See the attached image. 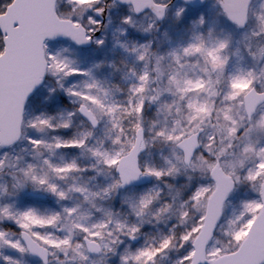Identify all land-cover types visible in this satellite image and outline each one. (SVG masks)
<instances>
[{
  "label": "rangeland",
  "instance_id": "374dc122",
  "mask_svg": "<svg viewBox=\"0 0 264 264\" xmlns=\"http://www.w3.org/2000/svg\"><path fill=\"white\" fill-rule=\"evenodd\" d=\"M105 1L98 0L96 6L101 7ZM169 1L159 0L161 3ZM180 8H183L184 12L177 17L175 13ZM57 12L63 18L81 19L82 24L91 31H95L100 23L93 8L81 9L74 0H58ZM130 14L133 15L134 22L124 23V17ZM201 15L206 20L203 25L198 22ZM89 16H93L99 23L88 24ZM261 17H264V0H254L249 25L245 30H238L228 21L218 0H209L205 6L197 9H190L185 4L176 2L162 23L150 13L136 17L130 7L111 3L109 18L102 34L96 38L102 40L103 44L98 45L95 40L92 48L83 49L77 48L70 41L46 43V53L69 61L73 67L88 74L64 76L63 73L48 70L45 84L27 106L22 140L10 149L0 147V161H3L0 165V206L11 205L14 211L32 207L41 215L61 212V219L46 229L53 237L58 238L68 236V228L77 222L91 225L107 221L109 217L106 213H111L112 221L101 237H90L101 244L100 253L90 254L84 244L85 234L73 230L72 243L83 245L80 251L84 252L87 259L81 260L78 252L71 247L65 249L49 246L50 264H60L61 261L63 264H121V256L126 251L135 253L140 248L158 247L161 239L167 235L176 236L174 246L157 253L154 264H177L187 251V245L182 247L179 240L180 234L187 228V225L180 223L179 213L185 210L198 216L197 209L190 207L192 201L189 200V195L197 186L211 183L210 174L195 165H199L200 156L215 162L218 153L221 154L219 161L224 171L235 169L240 180L236 182V190L225 206L223 219L209 248L228 249L233 245L230 236L238 229L240 222L237 218L245 211L244 202L261 198L262 180L254 184L244 179L248 170L259 164V157L255 151L245 153L244 146L251 143L257 151L264 148V132L253 131L250 136H245V128L252 125L246 121L242 95L241 98L225 100V94L229 91L231 77L247 73L253 74L256 88L264 89V23L261 22ZM197 36L204 40L208 48L214 47L219 39L229 41L223 53L227 57V64L219 76L213 68L211 58L203 54L181 53L179 63L169 55L173 50L181 52L183 47L196 42ZM141 45L148 47L145 60L137 58L138 52L143 51ZM133 48L137 51H132ZM157 58H160L159 64ZM145 72L150 78L145 84L144 92L134 93L132 87L141 83L138 76ZM170 75L175 76L181 88L187 87L188 90L179 91L177 84L170 82ZM186 81H191L193 86L188 87ZM93 82L97 87L92 88L91 93L98 96L105 105L103 112L92 108L100 123L98 129H94L79 114L81 98L66 91L71 88L74 92H88L86 84ZM197 82H200V88L194 86ZM141 95L143 111L134 113L133 106ZM153 97L155 99H152ZM189 103L206 107L207 111L197 112L195 108H189ZM112 105H116V110L108 113L107 107ZM225 113L239 124L237 134L231 138H225L223 133ZM37 117L51 118L52 124L61 126H31L30 122L35 121ZM257 119H264V105L258 111ZM65 120H70L68 128L62 126ZM114 121H118L115 127ZM136 123L141 125L144 132L145 150L140 157L142 170L145 167L157 168L164 170L165 174L159 178L148 175L147 180L138 187L122 190L120 186L104 193L102 190L119 176L115 168H109L88 149L100 148L101 151L108 152L127 149L125 141L135 139ZM174 128L176 131L172 132ZM200 128H204L201 149L190 167L183 164V153L177 147L179 142L166 140L158 135L159 132L166 131L179 135L182 140L192 134L193 130L196 132ZM88 131L92 134L87 138L85 149L71 147L50 151L43 145L34 146L29 139L38 138L54 143L55 137L69 139ZM118 136L119 142L114 143ZM213 136L214 144L211 140ZM205 145H210L213 151L210 152ZM45 159L57 165L75 160L80 171H71L62 178L53 176L43 164ZM239 159H244L243 167L239 166ZM28 164L35 166L37 175L49 176L66 191L74 186L84 187L99 195L85 200L84 193L69 191L67 199L59 200L43 188H36L31 181L22 189H16L15 183L23 178L21 169L26 168ZM171 165L176 166L174 173L167 172ZM30 191L46 194L47 198H34L29 194ZM148 193L155 195L156 199L150 210L138 217L133 211V205L142 195ZM77 205L79 207L76 213L71 216L63 214V208ZM167 206H171L169 211L160 213V209ZM157 213H160L159 218ZM117 222L138 225L140 230L135 234V239L125 234L127 228H117ZM190 223L189 220L188 224ZM248 229H242L244 235L241 241ZM0 231L6 232L8 239H21L22 230L15 221L0 219ZM3 256L18 259L20 264H43L28 253L21 256L8 246L0 245V257ZM0 264H4L2 259ZM129 264L135 262L130 260Z\"/></svg>",
  "mask_w": 264,
  "mask_h": 264
},
{
  "label": "snow or ice",
  "instance_id": "6c2138e0",
  "mask_svg": "<svg viewBox=\"0 0 264 264\" xmlns=\"http://www.w3.org/2000/svg\"><path fill=\"white\" fill-rule=\"evenodd\" d=\"M75 4L81 9L93 8L96 14H103L104 8L96 6L98 0H74ZM131 5V12L135 15H139L145 7H150L155 17L163 18L167 13V4L159 2V0H129ZM219 6L224 11L226 17L236 26L244 27L247 24V10L242 2L243 12L240 16L232 14L231 8L226 0H218ZM20 5L17 0H8V3L0 7V18L8 17L14 13ZM51 8V5H49ZM184 12L183 8L177 9L175 15L181 16ZM88 24L96 25L99 23L93 16L88 17ZM124 23L132 24L134 22L133 15H126L123 19ZM203 25L206 20L203 15L199 17L198 21ZM261 22L264 23V17H261ZM20 23H23L21 19ZM7 26L5 25V28ZM148 29H145L147 31ZM22 34V33H21ZM62 34L73 39L77 44H86L92 40V36L88 34V30L84 27L81 19H68V18H57L53 16L50 24L46 28H42L36 31L32 36V55L34 58L35 69L30 79L23 82L19 88L16 102V132L11 139H15L19 135V126L23 123V109L26 102L31 98L32 92L36 86L43 82L44 76L46 75L44 69L51 70L56 73H63L64 76H70L74 74L87 75L88 73L80 68L73 67L71 62L64 59H59L52 53H46V45L43 43L45 36H55ZM6 41V43L0 45V104L6 103L7 93V82L10 72V65L15 57V52L12 47L11 40L7 34L0 37ZM96 43L103 44L102 40H96ZM229 41L227 39H219L212 48L206 47L204 40L197 36L196 42L190 43L183 47L181 52L173 50L169 53L177 63L181 60V53L183 55H189L193 53L203 54L206 57L211 58L213 68L217 70L219 76L224 67L227 64V57L223 55L224 50L227 49ZM143 51L138 52L137 58L139 60H145V54L148 52V47L145 45L140 46ZM132 51H137L133 48ZM255 55V53H251ZM160 63V58H157V64ZM147 72L142 73L138 76V80L141 82L138 85L132 87L134 93H143L145 84L149 79ZM170 82L177 84V88L181 92H186L187 87L181 88L178 81H176L174 75H170ZM188 87H192L191 81H186ZM196 88H200V82L194 85ZM88 92L80 91L74 92L73 89H66L72 95L79 96L81 98L79 111L86 116L93 126L98 123L96 115L93 113L92 108H96L98 111H105V105L103 101L96 95L91 93V89L97 87L95 82L86 84ZM242 103L245 106L249 124L251 127L245 128V136H250L253 131L264 132V119H257V109L264 105V89L256 90L254 85V78L252 73L246 75H238L230 78L229 91L225 94V100L241 98ZM152 99H155L153 97ZM189 108H195L197 112L207 111L206 107H197L196 105L189 103ZM167 107V105H165ZM116 110V105L108 106L107 112L112 113ZM132 111L134 113H140L143 111V96L139 98L137 103L133 106ZM71 115V114H70ZM33 127H48L55 128L61 125H54L51 122V118L41 119L36 118L35 121L30 122ZM179 123V122H177ZM118 125V121H114V127ZM64 128L70 126V120H65L62 125ZM197 127L199 125L197 124ZM223 133L225 138H231L237 134L239 124L233 120L231 116L225 113V123L222 125ZM123 131V129H121ZM174 128L172 132H175ZM135 139L125 141L128 148H121L118 152L101 151L100 148H91L88 151L98 159L102 160L105 165L109 168H115L119 172V177L114 180L113 183L105 187L102 191L108 193L117 187L129 184L137 180L142 175H151L157 178L162 177L165 171L157 168L145 167L141 170L138 161V152L144 147V141L142 138V128L139 123L135 124ZM91 131L82 133L80 136H72L69 139H62L60 137L54 138V143H48L42 139L29 138L30 142L39 147L43 145L50 151H54L58 148H71L75 147L78 149L87 148V138L91 136ZM158 135L164 137L166 140L173 142H179V146L183 149V160L186 164L191 165V157L195 154L197 147V135L195 130L189 136L187 140H181L179 135H172L169 132L161 131ZM212 144L215 143L214 136L211 137ZM10 142L6 141L5 143ZM119 142V136L114 140ZM209 151L213 149L210 145H205ZM255 151L256 156L259 157V164L252 169L248 170L247 175L244 177L245 180L253 182L264 180V148H260L258 151L253 148L251 143L244 146V152ZM221 154H216V161L211 162L206 160L203 156H200L199 167L205 173L210 174L211 183L207 185L197 186L193 192L189 195V200L192 201L190 207H195L199 212L198 216H195L190 211L181 210L179 213V221L182 225H187L185 231H183L179 240L182 242L181 246L187 245V251L185 255L177 261V264H200L201 261H206L207 264H246L245 253L246 243L241 242V237L244 235L243 228H251L257 224L255 213L257 210H264V189H261L260 199L251 200L244 202V213L237 220L238 229L231 233L230 239L234 242L233 245L228 249H221L219 247L209 248L207 241L212 238L215 233L216 225L219 223L220 217L223 212V204L225 199L232 191L234 184L240 180V177L236 174L235 169L229 172H225L219 163ZM246 159V157H245ZM3 161H0V165ZM43 164L47 166L49 172L53 176L63 177L65 174L71 171H80L79 165L75 160L71 162H65L62 165L52 163L50 160L45 159ZM239 166L243 167L244 159L238 160ZM34 165L28 164L26 168H22L21 172L23 178L17 180L14 187L16 189H22L25 184L29 181L33 183L36 188H43L45 191L50 192L56 196L59 200L67 199L69 191H79L84 193L85 200L89 197L99 195V193L89 192L84 187H73L68 191L62 189L58 184L52 181L47 175H37L34 171ZM176 166L171 165L168 167V173H174ZM156 199L155 195L148 193L142 195L137 203L133 205V211L139 217L142 216L147 210H150L152 203ZM187 204V201L185 202ZM65 207L62 212L66 216H71L76 213L77 208ZM171 206L163 207L160 209V213L168 212ZM183 208V206H182ZM160 213H157L159 218ZM61 212H53L48 215H41L37 209L29 207L24 210H13L11 205L0 206V219H8L15 221V223L22 230V239H8L7 234L4 231H0V245L8 246L9 248L17 251L21 256L25 253L38 256L43 261V264H48L47 251L48 247H68L73 248L75 252H78L81 260H86L83 251L80 249L83 247L80 243H72L71 233L73 230H79L84 233V239L87 241V247L91 251H99L100 244L96 243L90 237H101L102 232L107 229L108 225L112 223L111 213H106L109 217L107 221H100L91 225H84L81 223H74L68 228L69 235L63 238L53 237L51 233L47 232L48 226H54L61 219ZM191 221L188 224V221ZM261 221H264V217H260ZM117 228H127L125 234L131 239H135V234L139 232V226L136 224L126 225L121 222H117ZM41 229H45L41 231ZM175 235L164 236L158 247H148L137 249L135 253L125 252L121 256V264H129V261H134L135 264H154V257L157 253L164 252L165 249L174 246ZM107 248V246L105 245ZM113 250L114 249H110ZM4 261V264H20L18 259H14L10 256L0 257ZM60 264H63L61 261ZM252 264V262H247ZM260 264H264V260L260 261Z\"/></svg>",
  "mask_w": 264,
  "mask_h": 264
},
{
  "label": "water",
  "instance_id": "95a60500",
  "mask_svg": "<svg viewBox=\"0 0 264 264\" xmlns=\"http://www.w3.org/2000/svg\"><path fill=\"white\" fill-rule=\"evenodd\" d=\"M116 1L120 4L130 5L129 0H116ZM175 1L177 0H171L167 4V11L169 7L175 3ZM180 1H183L184 3L196 8L205 5L208 0H180ZM226 2L230 6L232 14L236 16H240L242 14L243 12L242 2H243L247 10V24H248V16H249V10L252 0H226ZM17 3L20 5V7L14 13L10 14L8 17L0 18V28L2 29L3 35L7 34L9 36L13 50L15 52V57L10 65V72L8 76L6 103L0 104V145L5 148L15 145L22 137L23 123L19 126L18 137L15 139H11L16 132V102H17V95L19 88L23 82L31 78L35 69L34 58L32 55V36L36 31L48 27L53 16L59 18L55 11L57 0H17ZM49 5H51V8L49 7ZM146 11H151L153 13L150 7H145L144 10L139 15L145 13ZM97 15L100 17L102 22L105 23L106 20L108 19L107 8H104L103 14H97ZM166 16L167 13L162 19L161 18H157V19L159 21H164ZM21 19L23 20L22 24L20 23ZM5 25L7 26L6 28ZM246 26L239 28L243 29ZM101 31H102V26L95 33L91 34L92 40L86 44H77L73 39L62 34H57L55 36H45L43 43H45V41L48 39L49 40L71 39L72 42L75 43L77 47H91L93 44L94 37L99 36L101 34ZM4 43H6V41H4ZM44 71L45 73H47L46 67ZM45 79H46V75L44 76L43 82L40 83L38 86H36L31 96L39 87L43 85ZM28 101L24 105L23 119ZM80 114L84 118H86L91 124V121L86 116H84L81 112ZM93 127L95 128L99 127V123H97ZM202 132L203 129L199 130L196 133L198 139H197V147L195 153L200 148L199 137ZM141 135L143 138V130ZM188 138H185L184 140H187ZM6 141H10V142L5 143ZM178 147L182 149V147H180L179 144ZM143 150L144 147L140 149V151L137 154L139 165H140V155ZM194 156L195 154L191 157V162ZM186 165L189 166L188 164ZM117 173L119 175L118 171ZM143 177L144 175L140 176L137 180L129 184L123 185L122 188L125 190L128 189L129 187L140 185L141 179ZM235 187H236V183L234 184L232 191L224 201L223 212H224V206L228 201L230 195L234 191ZM262 189H264V180L262 183ZM38 196L45 197L44 195L41 194ZM223 212H222V216L220 217L219 223L222 220ZM260 217H264V210L259 211V213L256 216V219L258 221L257 224L249 229L247 236L242 241L246 243L247 246L245 253L246 264L247 262H252V264H260V261L264 260V221H261ZM219 223L216 225L215 232L218 228ZM214 235L210 240L207 241L208 246L213 240ZM100 250L101 247L99 251ZM89 251L91 253L98 252L91 250ZM35 257L40 258L38 256ZM49 259L50 256H49V252L47 251L48 264H49ZM200 264H207V262L201 261Z\"/></svg>",
  "mask_w": 264,
  "mask_h": 264
},
{
  "label": "flooded vegetation",
  "instance_id": "af4514ba",
  "mask_svg": "<svg viewBox=\"0 0 264 264\" xmlns=\"http://www.w3.org/2000/svg\"><path fill=\"white\" fill-rule=\"evenodd\" d=\"M6 3H8V0H0V7H2ZM0 37H2V33L1 32H0ZM2 44H3V39H0V45H2ZM256 89L262 90L261 88H256ZM247 120H248V118H247Z\"/></svg>",
  "mask_w": 264,
  "mask_h": 264
}]
</instances>
